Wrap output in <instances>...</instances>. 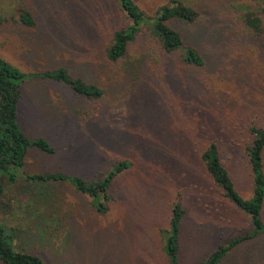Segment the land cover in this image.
Here are the masks:
<instances>
[{
  "label": "rangeland",
  "instance_id": "374dc122",
  "mask_svg": "<svg viewBox=\"0 0 264 264\" xmlns=\"http://www.w3.org/2000/svg\"><path fill=\"white\" fill-rule=\"evenodd\" d=\"M133 1L150 18L170 0ZM178 1L197 18L169 25L203 57L202 70L154 52L146 29L125 59L108 62L112 34L128 25L115 0H0V57L25 74L64 67L103 91L88 99L49 80L23 85L21 130L29 141L47 140L55 153L30 148L18 182L4 184L0 226L15 231L16 250L44 264H168L164 232L174 203L185 212L179 264H199L250 231L249 219L211 182L200 154L215 142L236 191L251 197L245 148L248 128L264 126V54L228 31L237 10L257 5ZM22 11L32 27L18 23ZM122 161L130 167L113 181L105 214L68 183L25 179L62 173L91 182ZM220 264H264V236L240 244Z\"/></svg>",
  "mask_w": 264,
  "mask_h": 264
},
{
  "label": "trees",
  "instance_id": "16d2710c",
  "mask_svg": "<svg viewBox=\"0 0 264 264\" xmlns=\"http://www.w3.org/2000/svg\"><path fill=\"white\" fill-rule=\"evenodd\" d=\"M115 1L128 20V25L112 34L106 50L108 62L114 64L125 59L129 47L142 35V30L146 29L154 52L157 50L165 56H176L174 59L179 65L188 70L205 68L206 63L197 49L185 45L180 33L169 25L172 22L193 24L197 18L193 9L178 0H170L158 7L155 14L148 18L133 0ZM253 1L256 2V7H241L239 11L237 10L236 19L232 20L231 30L228 32L233 36L237 35L243 45H249L264 54V0ZM2 23L0 17V25ZM18 23L25 27L34 25L31 15L25 11L19 13ZM32 79L60 83L83 98L100 99L103 95V91L98 86L72 77L64 67L37 74H25L0 57V197L3 195L5 182L9 185L18 182L30 148L47 155L55 153L48 141L43 138L29 141L18 121L22 88ZM248 131L252 136L251 142L245 148L252 183L251 197L248 199L242 198L236 191L221 162L215 142H209L200 154V160L211 182L229 204L249 219L250 231L218 245L199 264H220L240 244L254 240L260 234L264 236V222L261 219L264 205V126H250ZM129 167L127 161L117 162L105 176L91 182L62 173L27 175L25 179L33 185L68 183L76 192L87 196L98 213L105 214L107 213L105 204L110 200L108 192L113 181ZM184 214L179 203L172 204L163 244V252L168 264H179V232ZM15 236L14 230L7 231L0 226V264H44L43 260L34 253L16 250L13 244Z\"/></svg>",
  "mask_w": 264,
  "mask_h": 264
}]
</instances>
